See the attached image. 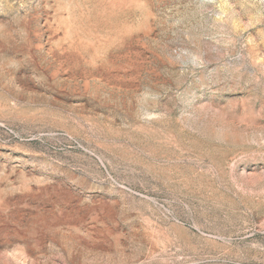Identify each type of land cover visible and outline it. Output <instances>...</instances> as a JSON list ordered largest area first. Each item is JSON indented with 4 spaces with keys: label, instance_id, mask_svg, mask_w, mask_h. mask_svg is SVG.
Returning a JSON list of instances; mask_svg holds the SVG:
<instances>
[{
    "label": "rangeland",
    "instance_id": "rangeland-1",
    "mask_svg": "<svg viewBox=\"0 0 264 264\" xmlns=\"http://www.w3.org/2000/svg\"><path fill=\"white\" fill-rule=\"evenodd\" d=\"M0 264H264V0H0Z\"/></svg>",
    "mask_w": 264,
    "mask_h": 264
}]
</instances>
